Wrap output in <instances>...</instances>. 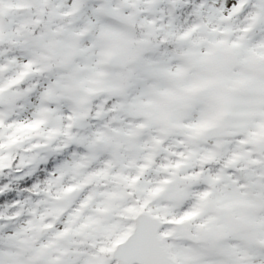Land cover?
I'll return each instance as SVG.
<instances>
[{
  "label": "snow or ice",
  "instance_id": "1",
  "mask_svg": "<svg viewBox=\"0 0 264 264\" xmlns=\"http://www.w3.org/2000/svg\"><path fill=\"white\" fill-rule=\"evenodd\" d=\"M0 264H264V0H0Z\"/></svg>",
  "mask_w": 264,
  "mask_h": 264
}]
</instances>
